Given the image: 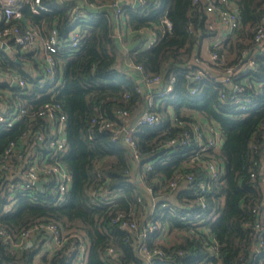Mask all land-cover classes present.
<instances>
[{
    "label": "trees",
    "instance_id": "obj_1",
    "mask_svg": "<svg viewBox=\"0 0 264 264\" xmlns=\"http://www.w3.org/2000/svg\"><path fill=\"white\" fill-rule=\"evenodd\" d=\"M32 1L21 2L22 17L7 25L32 26L43 39L55 28L63 44L76 28L79 41L75 48L65 45L53 54L56 81L41 82L42 76L26 66L32 61V69L41 71L36 56L13 48L12 40L6 42L12 50L6 51L0 38V72H15L26 81L20 88L0 79V89L12 93L8 108L0 112L11 110L15 102L28 112L14 126L0 127V152L29 129L45 127L47 122L35 111L45 102H58L65 114V150L55 159L67 167L72 182L59 204L52 199L54 178L32 191L34 200L19 193L8 211L2 208L7 195H0V224L14 239L13 245L0 240V264H75L81 244L85 264H146L138 240L149 219L159 227L145 241L150 251L162 252L152 255L151 264H264V44L254 41L257 28L264 27V0H230L237 9V26L209 46L222 62L202 55V41L217 30L209 27L204 5L192 0L125 4L129 33L122 43L112 37L108 0H94L95 9L79 4L81 0H40L37 12L30 7ZM77 11L82 14L76 16ZM140 28L159 33L157 41L144 46L146 35ZM249 51L252 67L243 61ZM195 58L214 66L217 75L204 73ZM126 62L142 65L143 75H160L161 88L174 76L172 89L152 108L161 117L160 125L134 124L146 93L137 91L139 74ZM228 67L234 75L224 83L219 75ZM199 70L202 76L192 79ZM235 86L242 91L235 92ZM117 110L128 116L119 117ZM172 116L183 124H174ZM102 120L113 124L102 127ZM197 121L213 126L223 141L216 147L202 142L206 146L201 149L191 135L188 145L167 144L193 134L191 125ZM132 125L134 147L124 142L122 132L116 133L118 126ZM33 136H27L28 142ZM212 159L219 167L218 178H211L204 166ZM146 163L152 167L147 169ZM187 176L191 180L184 184ZM175 177L178 186L170 191ZM199 182L205 184L204 192ZM94 190L102 192L99 199L91 195ZM40 219L59 224L60 246L47 248L51 236L41 230L17 241L22 230ZM123 221L135 228L121 227ZM108 247L116 257L106 255Z\"/></svg>",
    "mask_w": 264,
    "mask_h": 264
},
{
    "label": "built area",
    "instance_id": "obj_2",
    "mask_svg": "<svg viewBox=\"0 0 264 264\" xmlns=\"http://www.w3.org/2000/svg\"><path fill=\"white\" fill-rule=\"evenodd\" d=\"M23 1L30 2L32 0H5L0 3V23H5V26L0 27V38L2 41L4 40L3 43L5 44L7 40H12L16 48L18 47L20 50L31 51L40 63L41 71H39L37 76H42L41 82L44 80L55 82L56 61L53 54L65 45L75 48L79 41V34L76 28L70 30L69 37L65 40L67 44H63V42L61 43L58 32L55 28H52L48 37L43 39L42 37H39L36 30L30 26L26 29H22L19 25H7V23L12 19H20L22 17L20 6ZM81 1L79 4H86L88 7L93 9L98 6L95 4L94 0ZM124 1L128 5L134 6L135 1H137L139 5L144 3V0H108L107 4L111 8V17L114 20V32L112 37L121 43L124 35L129 33L126 16L123 10V6L125 4H121ZM192 2L195 4H203L205 12L208 16H212V18H209L210 28H213L215 25L214 22H218L223 28H225L226 32H231L237 26V9L230 0H192ZM39 4L40 0H33L30 7L34 12H37L40 6ZM81 14L82 11H77L76 16H80ZM162 22L165 28H170L171 24L167 18L164 17ZM137 31L139 33H145L146 35L144 46L153 44L159 37V33L153 29L140 28ZM254 41L258 45L264 43V27L261 26L257 28L254 35ZM209 60L212 62H216L217 60L222 62V59H219L216 52L209 53ZM247 60L248 62L246 66L252 67L254 65V61L249 59V57ZM194 61L196 63H200L201 60H199V58H195ZM125 65L129 70L135 71L139 74L140 84L136 87L137 91L140 93H146V103L142 111L136 116L134 124H147L150 126L160 125L162 121L161 117L159 114L154 112L152 108L154 104H156L158 98L164 97L165 94L172 89V82L175 79L174 76H171L166 86L161 88L162 78L160 75H143L142 65L140 64L126 62ZM202 74L203 71L199 70L192 76V79L200 78ZM233 75L234 70L231 67H228L225 69L224 73H222L220 79L224 83H230ZM0 79H3L9 84H15V86H19L20 88H24L26 86V81L12 71L0 72ZM155 88L161 89L158 90L157 93H153ZM7 91L10 92L7 89H4V92L0 89L1 102L7 100V97H11L9 93L6 94ZM194 91L195 88L191 90V92ZM234 91L241 92L242 88L235 86ZM244 99L249 102L248 98ZM7 108L8 107L5 103H3L2 107H0L2 110ZM241 108H244V106L242 105ZM116 112L121 118L128 116V113L125 110H117ZM27 114L28 112L24 106L19 102H15L11 110L0 112V127H12ZM35 114L46 121L47 125L33 131L29 129L27 131L28 134H21L18 140L19 142H9L0 152V195H7V202L2 206L3 211H8L15 206L19 193L27 196L30 200H34L35 195L32 191L34 189L41 190L45 182L50 178L55 179V190H53L54 195L52 198L53 204H59L64 200L65 193L72 182V177L67 167L58 159H55L56 154L65 150V114L62 111L61 105L58 102L53 101L45 102L38 110L35 111ZM172 122L178 126L183 124V122L178 120L175 116H172ZM112 124L113 123L110 121L102 120V127H110ZM191 128L193 130V134L184 133L181 140L173 138L168 140L167 144L188 145L191 140V135H193L192 137L198 142H201L199 143V145L202 146L201 149L205 148L206 145L216 147L221 141L220 134L215 130V128H213V126L207 123L197 121L195 124L191 125ZM118 132H122V137L126 144L131 147L135 146L132 139V133L134 132L133 125L128 128L118 126L116 133ZM32 133L34 134L33 141L28 142L29 139L27 136ZM202 142H207V144L203 145ZM134 158L138 160L136 151H134ZM48 160H50V162H48ZM204 166L211 178H218L220 171L218 164L214 159L205 162ZM145 167L150 169L152 167L151 163H146ZM137 177L139 178V174H137ZM41 179L43 180V183L40 188H37L35 182ZM185 179L191 180V176H187V178L183 179L184 184H186ZM177 180L178 177H175L169 182L168 186L170 191H173L178 186ZM199 186L201 191L204 192L205 184L203 182H199ZM101 193L99 190H94L91 192V195L94 198L98 197L99 199ZM146 194L148 196H152L151 188L146 189ZM165 205L166 203H162V206ZM184 217L185 216H182V218ZM121 227L133 229L135 228V224L133 222L123 221ZM158 227V224L149 219L139 236L138 243H140L138 246V252L144 258L146 264H151L152 255L162 254V252L157 249L150 251L147 241H145L148 234L154 232L158 229ZM256 227L258 229L260 228L259 225ZM36 230L45 231L51 236L49 245L53 248L62 244L63 239L59 224L54 221L44 219L37 220L34 222L32 227L22 230L17 241L19 240L20 242L22 239L28 238L30 233ZM0 240L7 245L14 244L12 235L9 233L7 228L1 224ZM105 251L106 255L116 257V252L113 247H108ZM85 256V246L81 244L80 253L75 260V264H85ZM113 264H115V261H113Z\"/></svg>",
    "mask_w": 264,
    "mask_h": 264
},
{
    "label": "crops",
    "instance_id": "obj_3",
    "mask_svg": "<svg viewBox=\"0 0 264 264\" xmlns=\"http://www.w3.org/2000/svg\"><path fill=\"white\" fill-rule=\"evenodd\" d=\"M4 1L5 0H0V3L4 2ZM209 18H212V16L209 15ZM214 24L215 25L213 26V28L217 30V35L213 36V37L205 38L202 41V45H201L202 55L204 58H207V59H209V53H210L209 52V46H210V44H212V43L218 44L222 40V38L226 36L225 35V28H223L218 22L217 23L214 22ZM30 27L33 28L32 26H30ZM33 29H35V28H33ZM36 32L39 35V37H42L41 31L36 30ZM263 44H261L260 46H262ZM8 47H10V46H8ZM10 48L12 50V47H10ZM123 49H124V47H123ZM198 64L202 67L204 66L205 73L210 74V75H213V74L217 75V73H216L217 69L214 68V66L207 65V64H205V62H202V64H200V63H198ZM26 66H27V69L32 70L33 74H35V75L39 74V69L38 70H36L35 68L32 69V64H27ZM219 77H220V75H219ZM8 93L10 96H12L11 92L7 91L6 94H8ZM3 103L6 104L7 100H5L4 102L0 101V107H2ZM46 247L53 249V247L49 244Z\"/></svg>",
    "mask_w": 264,
    "mask_h": 264
},
{
    "label": "water",
    "instance_id": "obj_4",
    "mask_svg": "<svg viewBox=\"0 0 264 264\" xmlns=\"http://www.w3.org/2000/svg\"><path fill=\"white\" fill-rule=\"evenodd\" d=\"M121 4H126V2H122ZM135 6H138L139 3L137 1L134 2ZM2 47L6 50V51H11V48L7 46V44L3 43ZM13 48H16V46H14ZM250 51L243 57V61H246L248 59V57L250 56ZM15 85V84H14ZM223 140L221 139L220 142H222ZM43 183V180H38L35 182V185L37 186V188L41 187V184ZM19 241V240H18Z\"/></svg>",
    "mask_w": 264,
    "mask_h": 264
},
{
    "label": "rangeland",
    "instance_id": "obj_5",
    "mask_svg": "<svg viewBox=\"0 0 264 264\" xmlns=\"http://www.w3.org/2000/svg\"><path fill=\"white\" fill-rule=\"evenodd\" d=\"M122 46H124L123 44H122ZM30 63L32 64V61H30ZM3 92H4V89H1ZM168 195H171V194H168ZM172 196V195H171Z\"/></svg>",
    "mask_w": 264,
    "mask_h": 264
}]
</instances>
